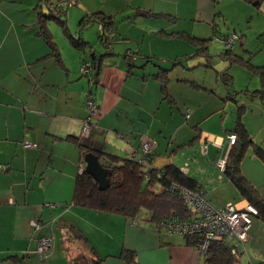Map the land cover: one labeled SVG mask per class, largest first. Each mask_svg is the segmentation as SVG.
<instances>
[{
	"label": "crops",
	"instance_id": "0c3cea01",
	"mask_svg": "<svg viewBox=\"0 0 264 264\" xmlns=\"http://www.w3.org/2000/svg\"><path fill=\"white\" fill-rule=\"evenodd\" d=\"M25 1L35 4L39 16H47L43 7L51 8L49 0ZM103 4L86 10L84 17L99 14L111 23L105 51L82 32L84 45L77 48L67 20L68 33L61 27L67 41L56 43L47 28L51 19H21L0 1V264H74L84 257L100 258L101 264H204L183 235L158 231L145 214L130 218L76 205L78 166L85 168L87 148L96 155L138 159L148 141L151 167L184 169L214 209L243 208L250 203L216 166L228 152L227 135L240 123L249 143L239 170L264 199V102L249 95L261 88L255 68L264 71V0ZM120 13L128 14L116 25ZM140 19L148 25L138 24ZM176 20L188 26L173 30ZM126 25L131 32L122 29ZM234 33L241 37L232 51L239 62L230 65L239 69L223 72L227 83L222 70L210 69V58L184 63L203 56L191 42ZM87 48L96 69L84 75L80 68ZM106 48L112 55L97 61ZM198 66L206 71L200 68L196 73L201 75L190 76ZM161 69H168L166 97L157 75ZM88 96L96 104L92 115L85 105ZM88 118L92 128L83 135ZM33 220L38 228L30 226ZM70 233L78 245L75 254L65 246ZM39 237L51 239L41 257L36 253ZM227 241L232 264H264V219L254 217L245 241ZM123 251L134 253L132 262L118 258Z\"/></svg>",
	"mask_w": 264,
	"mask_h": 264
},
{
	"label": "trees",
	"instance_id": "16d2710c",
	"mask_svg": "<svg viewBox=\"0 0 264 264\" xmlns=\"http://www.w3.org/2000/svg\"><path fill=\"white\" fill-rule=\"evenodd\" d=\"M54 7L57 8L56 5ZM56 12H61V10L58 8ZM51 16L52 14L49 15V17ZM58 18V15L55 16L62 30L68 33L65 20ZM87 21V19H82L81 25H85ZM97 21L102 25L99 41L105 46L109 40V38H107L109 35L107 30L110 28L111 23H108L103 16L101 19H97ZM213 31L215 32L214 29ZM174 36L177 37L176 35ZM225 37L226 36H222L218 39L220 40ZM208 40V38L198 39L195 40V42H191V44L200 46L198 49L199 52H201V55L203 54L204 57H207L209 56L207 53ZM46 42L54 49V44L48 36L46 37ZM73 44L77 48H82L84 45L81 38L74 39ZM222 46L223 50L221 55L226 58L230 64L232 62H239L236 61L238 57H235L232 52L234 47L228 49L223 44ZM107 51V53L100 55L97 61L101 62L103 57H110L112 55L109 49ZM88 63V72L84 75H89L90 70L94 71V69H96V67L92 69L93 66L91 62L88 61ZM255 69L261 78V88L251 91L249 95L250 97L253 95L264 102V71H261L259 68ZM157 75L160 78L161 92L164 97H166L168 69H161L160 73L158 72ZM92 76L93 75L90 74L89 77L91 78ZM226 76H228L226 72L222 73L224 83L228 81ZM234 134H236V140L229 149L224 174L239 190L242 196L256 208L257 216L264 219V199H262L257 191L245 180L239 170L241 158L246 145L249 143L248 134L240 123L236 125ZM88 151H90V148L84 150L82 155L84 156ZM97 155L100 156V159L103 158L105 161L103 166L108 169L107 177L109 179V186L105 190L100 191L93 179L85 172L77 175L74 189V203L76 205L103 213L116 214L130 218L145 214L148 216V220L160 232L164 230L162 229V223H183L195 217L190 208L184 205L182 191H195L201 189V187L199 183L188 176L186 172L171 165L163 169L151 167L154 157L153 152L144 156V161L142 162H138L135 158L128 159L126 156L121 157L113 154ZM185 238L188 240V243L194 247L195 242H193L190 237ZM231 249L232 247L226 239H212L207 250L202 255L204 264H232L233 257ZM89 252L94 254V251L90 248ZM134 257V253L130 251H123L118 256V258L128 262H132ZM77 262L78 263L74 262V264H101V259H87L84 257V259Z\"/></svg>",
	"mask_w": 264,
	"mask_h": 264
},
{
	"label": "built area",
	"instance_id": "2783aa9c",
	"mask_svg": "<svg viewBox=\"0 0 264 264\" xmlns=\"http://www.w3.org/2000/svg\"><path fill=\"white\" fill-rule=\"evenodd\" d=\"M221 43L228 49H232L237 41H241V37L237 34H232L223 39H220ZM88 62H84L81 65V73L88 72ZM87 109L90 111V115L96 111V104L90 96L85 101ZM92 128L90 118L86 119L83 125L82 134L87 135ZM228 152L230 147L235 143L236 134H228ZM25 146H29V143H25ZM140 157L138 162L144 161V156L151 154L149 142L145 141L141 146ZM228 152L220 157L216 166L221 173H224L225 164L227 160ZM128 159H132V155L126 156ZM185 172V170H181ZM84 172V166L82 163L78 166V174ZM182 198L184 205L188 206L191 212L195 215L194 218H190L183 223H162V229L166 232H178L184 237H190L195 242L194 248L203 255L207 250V247L212 239L224 238L226 240L235 239L238 243L245 241L249 235V230L252 225L254 217L257 215V210L252 205L248 204L243 208H237L234 204H227L223 209H214L209 204L208 200L204 196L203 190L195 191H182ZM33 228H38V222L33 220L30 223ZM50 248V238L39 237L37 242L36 253L41 257L43 253ZM233 252V249H231Z\"/></svg>",
	"mask_w": 264,
	"mask_h": 264
},
{
	"label": "rangeland",
	"instance_id": "374dc122",
	"mask_svg": "<svg viewBox=\"0 0 264 264\" xmlns=\"http://www.w3.org/2000/svg\"><path fill=\"white\" fill-rule=\"evenodd\" d=\"M3 1V5L7 6V8H12V14H16L18 15L21 19H51L49 20V22H47V28L49 29L51 35H52V39L54 40V42L59 43V42H64L67 41L63 32L61 31V26L59 25V23L57 21H55V16L58 15V19L61 20H67L66 24H67V28H69L70 32L73 34V38L76 39L77 37H79L78 35L80 34V32L85 33L86 35H89L88 37L91 38V44L92 46H94L95 48H99L101 51H105V48H103L102 43L99 41L98 39V33L102 32V25L101 23H99L98 21H96V19H101L102 15H95L93 13L90 14V18L84 17L85 16V12L86 10H89V12H92V10H95L96 6L100 4H103L104 0H49L51 1V8L50 10L47 11V8L43 7V13L44 15L47 16H39L38 13L36 11H38L39 9L34 10V6L35 4L33 3H28L25 0H20L21 3H18V0H0ZM37 0H34V2H36ZM23 2V3H22ZM40 2L45 3V0H40ZM53 5H58L57 8H55ZM61 10V12H56L57 10ZM25 10V11H24ZM32 10H34L33 12H31ZM131 11L128 7V11ZM94 12V11H93ZM50 14H53L51 17H49ZM128 13H120L118 14V20L116 21V25H118L119 23H122V21L124 19H126V15ZM13 16V15H12ZM37 16V17H36ZM83 17V18H82ZM82 19H87V24L88 22H92L95 21L94 23H89L88 25H81V20ZM122 20V21H121ZM143 19H140L138 22V24H144V26H147L148 24L145 22H142ZM125 21H123L124 23ZM174 23L176 25L174 26L173 30H177V29H183L186 25H184L183 23H180L179 20L174 21ZM173 23V24H174ZM186 23V22H185ZM80 24V25H79ZM188 26V25H187ZM191 29H193V26L190 27ZM122 29L126 30V31H132L130 29V27L128 25L122 27ZM202 35L206 34V33H201ZM210 39L208 40V50L210 52L211 55L209 56H199L198 58H192L189 57L188 59L184 60V63L190 62L191 60L195 63H198L200 60L202 62L206 61L208 58L211 59V64L213 65V67H211L210 69L212 71H217V69L222 70L221 73L219 72V74H222L224 71L227 72H231V71H235L238 65H230L229 61L224 58L221 55V52L223 50V46L222 43L220 42V40L217 36H208ZM147 39V37H146ZM239 42L237 41L235 43L234 46L239 45ZM160 49L162 50V48L160 47ZM85 51V54H84ZM83 54L86 55L87 57L85 58L88 62L90 61V55H91V50L89 48L84 49ZM88 51V54L86 53ZM172 54V53H169ZM193 56V55H192ZM226 59V60H225ZM175 60V59H174ZM173 60L168 62V68L171 67V65L173 64L172 62ZM200 68H204L201 66H198L196 68L193 69V71H190V76H199V74L201 75V73H196L198 69ZM214 68V70H213ZM236 68V69H235ZM200 69V70H202ZM204 71H206V69H203ZM208 70V69H207ZM187 73H189V71L186 69ZM203 74H205V72H203ZM82 79H86L85 76H82ZM256 79V81L258 80L257 77L253 78ZM87 90V89H86ZM84 97H85V93H84ZM101 164L103 165L104 163L101 161ZM74 241H76L75 237H73V234L70 233V238L66 237V244L65 246L67 247V250L69 253L71 254H75L77 253L76 251L78 250L77 248V244L74 243Z\"/></svg>",
	"mask_w": 264,
	"mask_h": 264
},
{
	"label": "water",
	"instance_id": "95a60500",
	"mask_svg": "<svg viewBox=\"0 0 264 264\" xmlns=\"http://www.w3.org/2000/svg\"><path fill=\"white\" fill-rule=\"evenodd\" d=\"M83 161L84 172L93 179L98 190H105L109 186L108 169L100 163L99 157L92 151H88L84 154Z\"/></svg>",
	"mask_w": 264,
	"mask_h": 264
}]
</instances>
